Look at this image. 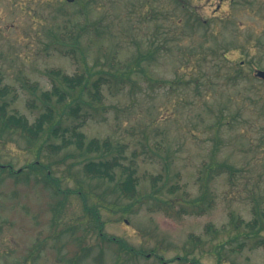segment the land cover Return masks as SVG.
Listing matches in <instances>:
<instances>
[{
  "label": "rangeland",
  "instance_id": "374dc122",
  "mask_svg": "<svg viewBox=\"0 0 264 264\" xmlns=\"http://www.w3.org/2000/svg\"><path fill=\"white\" fill-rule=\"evenodd\" d=\"M68 31L80 46L60 37ZM128 65L131 80L112 76ZM239 67L245 78L232 81ZM55 68L106 78L105 99L68 100L82 110L57 114L73 141L60 152L47 145L61 146L63 131L31 146L0 123V264H264V249L229 217L250 222L254 206L264 208V81L255 75L264 70V0H0V104L36 123ZM84 119L86 142L109 139L112 152L78 148L71 129ZM121 148L123 165L136 162V199L117 188L121 168L113 181L83 171ZM35 161L51 167L62 192L27 168ZM218 163L236 172H211ZM9 165L21 175L2 171ZM77 191L99 208L108 239L143 254L100 235ZM198 198L204 215L190 203Z\"/></svg>",
  "mask_w": 264,
  "mask_h": 264
},
{
  "label": "trees",
  "instance_id": "16d2710c",
  "mask_svg": "<svg viewBox=\"0 0 264 264\" xmlns=\"http://www.w3.org/2000/svg\"><path fill=\"white\" fill-rule=\"evenodd\" d=\"M195 21L196 23L200 22L199 19ZM91 26L96 27V25L94 24L89 25V27ZM84 28L86 29L88 27ZM65 35H67L68 37L70 36L71 39L75 41V47L80 46L79 35L77 33H74V31H68L65 34H61L60 37H65ZM154 40L151 42V44L153 45ZM158 50L159 48L157 50H150L147 53H143L140 51L139 55L134 59L133 64H136L138 67H140L142 65V61H149L151 59H154ZM127 68L129 69L128 71L125 69L121 73H115L112 76H114V78L122 80L124 76H126L128 73V79L131 80L129 73L132 69H130V65H128ZM49 75L53 81V89L42 94V99L46 107V112L36 120V123L30 124L28 119L24 116L9 114L6 110V105L1 104L0 123L3 131L22 135L31 146L37 144L40 141L42 135L46 133L58 135L59 132L63 131V144L61 146L47 145V148L50 149L52 152H60L63 148H68L69 145L73 143V141L66 137V133L70 132V129L66 128L62 130L60 125L55 122L57 114L58 116H62L63 114L68 113L69 115L80 117L82 110L81 104H77V107L75 108L67 104V102L69 99H73L75 103H78L83 99V96L86 94L91 96L93 102L103 104L105 99V96L103 94V87L108 82V80L103 77L92 80L91 76L86 73L76 74L72 76L63 73L60 69L56 68L50 70ZM242 78H245V74H243L242 72V67H239L236 75H233V77L230 79L232 81H237L238 79ZM54 97L57 98L55 102ZM56 106H62V109L60 107L58 110ZM85 121V119L82 120V122H79L77 126L71 129V133L76 139L75 143L77 144L78 148L81 151H86L87 153L112 152L113 146L109 139H92L89 142H86V136L80 130V128L83 127ZM46 125H48L47 128H45ZM120 153H122V148L119 149V154ZM122 157L123 155L120 154V156L114 157L112 161H90L83 166V171L84 174L90 179L113 181V170L116 167L121 168L124 180L117 184V188L120 190L123 196L136 199L138 186V179L135 176L136 162L133 161L131 163V166H125L120 162ZM27 168L33 171L37 176H40L39 179H41L43 182L50 185V187L54 188L56 194L63 191L60 179L54 176L52 169L49 165L43 164L40 161H35L31 163ZM5 169L8 170V172L12 176L21 175V172L12 170L10 165L6 166ZM5 169H3L2 171H5ZM209 169L211 170V172L217 170H221L222 172H229L230 174L236 172V169L234 167L228 164L220 163L215 164L214 167L210 165ZM76 193L82 199L84 211L90 217V219L93 220L95 226L98 228L100 235H102L110 242L117 243L121 251L135 253L136 255L143 254V252L135 251L133 248H130L128 245H126V243H124L120 239H117L115 237L108 239L102 233L104 225L101 221V214L99 208L96 206H90L88 204L87 197L83 194L82 191H77ZM203 195L206 194L203 193ZM204 200V198H198L190 202L194 208L200 209V211L196 212V214L198 215H204L206 213V209H202ZM253 213L254 218L250 222H246L241 217L238 218L232 212L229 214V217L232 222H236L238 220V222L242 224L244 223L245 227L248 229V232L246 233L247 238H252L250 237V235L254 236V239L252 238V240L256 241V246L264 249V236L261 237V232L264 231V208L259 205H256L253 208ZM213 231L219 234V230L215 229L213 225H207L206 232L210 234ZM191 239H194L197 243L202 242V239L200 237H196L195 235H191ZM36 251L41 253L39 245L35 247L31 254ZM159 259L161 261L163 260L162 257H159ZM184 260L188 261L187 258H184ZM192 263L202 264L197 261H193Z\"/></svg>",
  "mask_w": 264,
  "mask_h": 264
},
{
  "label": "water",
  "instance_id": "95a60500",
  "mask_svg": "<svg viewBox=\"0 0 264 264\" xmlns=\"http://www.w3.org/2000/svg\"><path fill=\"white\" fill-rule=\"evenodd\" d=\"M69 2H73L74 0H67ZM257 77L261 78L264 80V71L263 70H258L257 71Z\"/></svg>",
  "mask_w": 264,
  "mask_h": 264
}]
</instances>
